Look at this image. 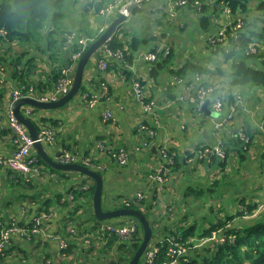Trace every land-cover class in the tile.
<instances>
[{
    "label": "crops",
    "instance_id": "0c3cea01",
    "mask_svg": "<svg viewBox=\"0 0 264 264\" xmlns=\"http://www.w3.org/2000/svg\"><path fill=\"white\" fill-rule=\"evenodd\" d=\"M88 1L68 0L64 10V25L60 28L65 31L76 30L78 34L87 36L99 32L106 18L95 14ZM168 1L148 0L138 3L137 6L142 10L127 18L133 17L131 20L136 28L130 27L128 35L121 34L116 38L129 41L140 35L139 30L148 38L153 35L148 31L156 24L159 28L154 34L159 37L162 33L166 35L162 42L157 40L151 41L152 45H142L133 52L132 62L126 63L100 49L86 65L79 93L66 105L39 109L23 104L21 111L32 119L40 131L53 129L51 142L45 143L52 156L57 158L62 152H71L80 160L93 158L101 161L105 168V202H109L112 208L125 198L134 197L137 191H144L146 201L149 204L153 202L151 216L160 219L167 217L168 211H176L175 216L182 212L186 214L185 220L179 222L180 218L174 220L173 216L167 226L174 230L181 225H194L198 237L210 225L209 221H203L201 226L207 227L197 233L198 220L204 219L208 212L218 209L215 221L222 220L224 215L234 216L228 220L227 226L245 224L250 221L244 220L245 217L242 219L239 213L245 206L258 205L261 201L264 192V89L254 85L232 84L228 76L232 70L231 61L226 62L225 54L218 49L219 46L233 47L229 37L222 44L214 43L212 38L218 34H215L217 27L213 30L198 29V14L189 7L179 8L172 19L166 10ZM256 1L250 0L249 4L253 5ZM152 9L160 14L157 20L150 18ZM250 16L256 17L258 13L250 12ZM223 20L231 19L229 16L223 17ZM143 22L147 23V31L141 26ZM177 28H182L181 31L185 30L187 34L192 32L189 34L192 39L200 40L201 44L196 49L199 53L198 63L211 70L221 67L225 69V74L205 73L200 75L198 81L194 78L190 83L188 79L179 83L174 80L176 75L173 71L185 61L174 55L176 43L182 45L186 42L179 36L181 32ZM171 33L176 35L175 44L172 42L174 39L167 38ZM254 39V43L264 48V37L255 36ZM165 40L172 48L173 55L167 64H163L166 66L159 70L153 69L154 63L147 62L141 53L154 48L161 50L167 45ZM0 50V155L9 156L18 146L17 137L8 121V111L14 106L11 105L12 89L29 84L33 86L35 96L53 93L59 68L67 67L71 62L72 46L68 40L64 42L62 39L51 49L48 43L24 49L14 42L12 45H1ZM26 50L29 53L24 63L14 65L11 60ZM32 57L33 61L28 65L27 59ZM104 61L107 63L105 68L101 64ZM136 79L143 83L148 98L154 102V113L149 115L148 121H154L157 129L156 137L151 140V148L143 151L136 150L145 135L139 129L140 122L145 120V113L136 96ZM204 81L210 84L207 86L217 87V92L216 88L214 91L216 94L208 98V108L213 114L206 110L199 111L193 102L187 100L200 85H204ZM229 92L234 98L240 95L243 104L230 120L227 129L220 133L222 140L229 142L228 157L224 162L219 158L210 162L209 158H203L195 152L200 147L218 143L214 123L228 116L230 107L227 99L220 110H216L213 103L216 97ZM182 95L185 99L180 98ZM108 111L112 112L110 118H106ZM244 127L251 128L254 133L246 151L240 150L237 143V135H241L239 130ZM100 145L106 150L124 147L130 153L128 164L118 165L112 161L102 152ZM164 145L179 156L181 166L173 172L170 167L163 182L149 181V175L164 161L160 152ZM189 152L195 155L189 158ZM42 167V173L27 176L0 165V220L30 225L36 217L43 216L41 231L31 238L19 234L11 236L0 264H108L116 260L120 242L109 247L108 239L102 238L103 231L98 229L93 197L89 192L76 193V190L91 186L93 181L80 172L54 171L45 164ZM215 176L220 178L217 177L219 179L212 184ZM157 188H161L159 194ZM205 189L213 192V202H210L213 205L208 209L205 200L195 195V192H199V196H202ZM71 194L74 198L70 197ZM221 199H225L222 200V208ZM129 221L126 217L114 220L119 223ZM158 226L155 227L152 245L164 237L165 228ZM60 239L71 245V252L62 251ZM199 240L195 236L190 238V242ZM98 250H101L100 256L96 257ZM191 251V254L195 252Z\"/></svg>",
    "mask_w": 264,
    "mask_h": 264
},
{
    "label": "trees",
    "instance_id": "16d2710c",
    "mask_svg": "<svg viewBox=\"0 0 264 264\" xmlns=\"http://www.w3.org/2000/svg\"><path fill=\"white\" fill-rule=\"evenodd\" d=\"M67 1L68 0H0V44L9 42L12 45L14 42H16L22 45L24 49H29L31 46L41 47L48 43L49 49H51L52 46H55L57 42L59 43L62 39L64 42H66L68 39L67 33L72 31H65V29H61L60 26L64 25V10ZM110 1L113 0H102L99 3V6ZM249 2L250 0H185V4L180 8L189 7L198 14V29L213 30L214 27H217L215 34L218 33V28H220L223 24V22L217 21V17H220L222 10L228 9L229 12L227 14L230 16L231 25L227 28L226 32L233 47H218V49L222 50L225 54L226 62L231 61L230 67L232 70L228 72V76L231 78L232 84L241 86L254 85L264 89V48H260L258 46L255 51L248 52V49L252 47V44H256L254 43L256 42L254 39L255 36L264 37V0H257L253 5L249 4ZM88 5H92V3L88 2ZM86 8L88 9V6ZM129 9L132 15L142 10V8L138 7L137 5L129 6ZM250 12H256L258 13V16L252 18L250 16ZM238 20H242L243 22L242 27L238 28L237 30V33L240 34L239 48L236 47L237 39L232 34V26L236 25ZM245 28L248 29L245 31ZM94 34L95 33H90L88 36H92ZM98 34L99 33L97 32L94 36L97 37ZM56 35H59V37ZM157 40V38L152 36L149 38H141L136 36L126 42L115 39L111 42L110 48L114 51L121 50L123 52V63H126L127 61L132 62L133 52L135 50L141 47L142 44ZM219 44H222V42L218 41L217 45ZM71 46H73L75 49L79 48L78 43H74ZM171 50L172 48L169 49L167 54H165L163 49L159 50V48H154L151 50L158 53V60L152 62L154 63L153 69L157 70L158 68L166 66L163 64H167L169 59L172 57L173 51ZM27 53H29L28 50L18 53L16 57L11 60V62L14 65L16 63V66L18 63L23 64L26 56L28 55ZM27 61L28 65L31 64L33 57L29 60L27 59ZM60 69L61 67L59 68L58 74H60ZM173 72L176 75L175 77H180L182 80L188 79L187 82L190 83L194 80L197 74H215V72H218L219 75H222L225 74V69L219 67L215 70H211L209 67L202 66L200 63H198L197 57L191 54L185 59V61L182 63V66ZM203 84L205 86L210 85L209 83H206V81H204ZM215 88L217 92V87ZM214 91L212 94H216ZM226 99L229 101L234 99V96L231 92L226 94ZM199 111L203 112V109L201 108ZM145 122L155 125L154 121L146 120ZM241 129L243 130V135ZM241 129L239 130L241 135H237V143L240 146V150L246 151L247 146H249L250 141L253 139L254 133L251 128L248 129L247 127H244ZM155 137L156 135L154 137H150V140ZM230 140L233 141V139ZM205 147L213 148L212 146H203L199 149H204ZM229 147L228 140H223L221 143V148L226 152V158L229 154ZM169 153L170 155H174L173 162L169 165V168L172 167L171 170L173 172L179 168V166H181L179 162L180 159L176 153L173 154L171 148H169ZM188 154L189 158L195 155L190 152ZM38 157L42 163L48 165L40 158V156ZM217 158L220 159L217 153L209 155L210 162ZM225 159L220 160L224 162ZM112 161L114 160L112 159ZM80 162L84 163V161L81 160ZM100 162L101 161L92 159L91 163L93 165H89V167L99 171L103 175L105 168L98 167V165L101 164ZM50 168L54 171L65 172L56 170L52 167ZM168 172L169 170L167 169L166 173ZM218 179L219 178L213 179L212 184ZM93 184L91 186L89 185V187H84L81 190H76V193L79 194L89 192L90 196L93 197ZM209 187L212 188L213 186ZM117 205V207H132L143 211L150 219L154 233H156L155 227L158 225H160L158 227L165 228V231L163 232L164 237L161 241H157L159 250L156 252L154 260L155 262L153 264H161L171 258L169 254V248L173 245L172 242L175 240L189 246H194L195 242H190V238L194 236L196 237V227L194 225H181L174 230L170 229L167 224H164L165 217L157 219L155 215L151 216L153 202L149 204L145 197L142 199L138 197L134 199L127 198L126 201H122ZM256 207L257 205L245 206V208H247L248 212L250 213L253 212ZM179 210L181 209L179 208ZM168 213L169 214L167 217L173 218L176 211H168ZM239 215L244 217L245 212L241 211ZM179 218H183V220H185L186 214L184 215L182 212H180L179 214H176L174 220H178ZM233 218L234 216H230L217 222H210L208 228H206L198 236L199 238L210 237L214 232L224 229L227 235L224 241L216 243L215 245H208L209 243L205 244L206 246L204 247H206V249L203 250H199L201 246L197 248L193 247V249H190V251L194 250L195 252L191 254L192 251H189L188 254L181 256L179 258L178 264H264V212L262 211V213L255 216L254 218L246 219V221L253 220V222H247L245 224L241 223V226H236L230 229L227 226L228 220H232ZM96 221L98 223V229H100L101 224L104 222L112 224H126L124 222L119 223L97 219ZM133 221H136L139 224L140 231L134 233V235L127 241L118 238L114 234H109L108 232L101 233L102 238L106 240L108 239L109 247H112L118 241L120 242V246L118 248L119 256L116 259L117 264H126V262L133 256L142 240V226L137 219ZM33 223L34 222H32L30 226H32ZM71 250L72 247L68 244V247L62 251L69 253ZM109 263L112 264V261Z\"/></svg>",
    "mask_w": 264,
    "mask_h": 264
},
{
    "label": "built area",
    "instance_id": "2783aa9c",
    "mask_svg": "<svg viewBox=\"0 0 264 264\" xmlns=\"http://www.w3.org/2000/svg\"><path fill=\"white\" fill-rule=\"evenodd\" d=\"M102 0H89L88 2H91L92 5H90V9L95 12L98 16H103L106 18L104 23H102L100 29H99V34L98 36L105 31V29L108 27L110 24V21L114 16H118L120 12H125L127 13L128 17H131V12L129 9V6H135L138 3H142L144 1L148 0H139V1H133V0H113L110 2L105 3L104 5L99 6V3ZM185 4V0H169L166 10H168L172 16V19L177 14V10L182 7ZM97 8V10H96ZM226 12V13H225ZM229 12L228 9L222 10V13H220V17H218L217 21L223 22V24L220 27V30L218 31V34L215 35L212 38V41L214 43H217L218 41L225 42L226 37L228 36L227 34V28L231 25L230 20L224 21L223 17L226 16L228 17L229 15L227 14ZM243 22L242 20H238L237 24L232 26V31L233 35L237 39L236 47H240V41H239V36L240 34L237 33L238 28L242 27ZM118 28H122V25L120 24ZM118 30V29H117ZM72 32L67 33V40L71 45L74 43H78L79 48L75 49L72 46V53H71V62L67 67H62L60 69V74L58 77V82L55 87V90L51 94H40V96H35L33 94L34 88L32 85L29 84H21L18 87H15L11 91L12 95V103L13 104L20 98L22 97H36L39 98V100L42 101H57L60 97L65 95L66 93L69 92L70 88L73 85L74 81V73L76 69L77 62L83 52L88 48L90 43L94 41L97 37L96 36H87L83 34H78L76 30H71ZM121 33H115L114 35L110 36L107 41L104 43L102 46L103 50L108 54V55H114L116 56L121 62L124 61V55L121 50L114 51L110 48V44L112 41H114ZM9 43V42H7ZM6 43H2L1 45H4ZM258 45L257 44H252V47L248 49L249 51H255L257 49ZM170 47L166 46L163 47V50L165 54L169 52ZM1 51V50H0ZM143 58L147 62H153L158 60V53L155 51H145L141 53ZM105 62V61H104ZM101 63L102 66L105 68L107 66V63ZM201 78L199 74L196 75L195 80L198 81ZM174 80L181 82L182 78L179 79V77H175ZM173 83V82H172ZM134 88L136 92L137 99L142 105L143 111L145 113V120L140 122L139 124V129L142 131L145 135L143 140L136 146L137 151H143L145 149H150L152 146V142L150 140V137H154L156 135V128L154 127L155 125H151L150 123H146L145 121L148 120L149 115L153 114L154 110V102L148 98V95L146 94L145 87L143 83L136 79L134 81ZM214 91V87L212 86H205V85H200L198 88L197 92L194 94H191L189 98L187 99L190 102H193L198 110H201L202 105L205 103V101L209 100L208 98L212 95ZM181 99H185V97L182 95L180 97ZM226 102V94H222L218 97L215 98L213 106L216 110H220ZM243 104V99L241 98L240 95L236 96V98L232 99L229 101L228 106L230 107V113L228 116L222 118L221 120H218L214 123L215 126V132L216 136L218 137V143L213 145V148L205 147L204 149H199L196 154L199 153V156L201 155L203 158L207 159L209 158L210 154L217 153V155L220 157V159H225L226 158V152L221 148V143H222V138L220 137V133L223 130L227 129L228 124L230 123V120L234 117V115L238 112L239 107ZM112 116V112L108 111L106 113V118H110ZM8 121L10 126L12 127L13 132L15 133L17 140H18V146L14 150V152L9 155V156H3L0 155V165H5L12 171L20 172L25 175H36L42 173L43 169V164L36 152L34 153L33 151V143L34 139L29 133L27 127L25 126L24 123L19 121V119L16 117L13 108L11 107L10 110L8 111ZM243 130L241 129V132ZM54 135V131L51 128L44 129L40 132L41 139L44 141V143L51 142L52 138ZM243 135V132H242ZM100 149H102V152L106 153L111 159H113L118 165H126L128 164L130 160V153L122 146L106 150L103 145L99 146ZM161 155L164 158V161L159 165V167L149 175L148 179L149 181H159L163 182L166 180V170H169V165L173 162V155H170L169 153V148L168 146H163L161 148ZM93 158H88V159H81V161H84L83 164L89 166L93 165L92 162ZM58 160L64 163L68 162H79L80 159L74 155L71 152H62L58 156ZM99 168H104L103 165H98ZM219 176H215L217 178ZM220 178V177H219ZM159 189L161 192V188H157L156 192L159 194ZM71 198H74V195H70ZM144 198L145 193L143 191H137L134 198ZM127 198H125L123 201H126ZM171 210V208H170ZM245 213L248 212L247 208L244 210L242 209ZM264 211V192L260 201V204L257 205L256 209L253 210V212L245 214V219H251L257 216L259 212ZM243 217V218H244ZM42 218L43 216L36 217L34 219V223L32 226L26 225V224H20L16 221H10L8 223H5L0 220V262L1 258L5 253L7 244L10 241V238L13 234H19L21 236L31 238L34 234L38 233L41 231V224H42ZM100 230L103 232H108L109 234H114L118 238L123 239V240H128L130 239L134 233H137L140 231L139 224L136 221H131L126 224H112V223H107L104 222L101 224ZM214 232L212 236L206 237L205 239L200 240V245L195 244L194 246H201L204 244H208V242H216L218 241L219 238H217V233ZM162 240V239H161ZM172 246L169 248L170 249V256L171 258L161 264H178L179 258L181 256H184L188 254V251L190 249H193L194 246H189L184 243H180L178 241H173ZM198 246V247H199ZM68 247V242L64 239H60V248L63 250ZM159 250V245L157 243H154L153 245H150V248L146 251L142 263L141 264H153L155 261V255L156 252ZM188 259V258H186Z\"/></svg>",
    "mask_w": 264,
    "mask_h": 264
},
{
    "label": "water",
    "instance_id": "95a60500",
    "mask_svg": "<svg viewBox=\"0 0 264 264\" xmlns=\"http://www.w3.org/2000/svg\"><path fill=\"white\" fill-rule=\"evenodd\" d=\"M127 18V13L120 12L119 15L111 21L105 31L90 43L88 48L83 52L77 62L73 85L68 93L60 97L57 101H42L36 97H22L14 103L13 111L19 121L24 123L27 127L29 133L34 139V151L46 164L49 165L48 167H52L56 170L65 172H80L89 179L93 180V210L97 220L114 221L116 219L126 217L137 219L140 222L143 229L142 240L133 256L127 261V264H140L141 258L143 259L146 251L150 248L151 242H153L155 236L150 219L143 211L132 207H116L105 209L103 207L106 182L105 177L99 171L83 164L80 161L64 163L59 161L58 157L56 158L52 156L47 151L46 145L41 139L40 129H38V127L34 124L29 116L25 115L21 111V106L23 104H28L31 106V108L54 109L62 107L66 105L70 100H72L79 93L82 87L84 72L89 59L100 49L103 50L102 46L104 45V43L110 36L114 35L117 32L118 26L123 22H126ZM208 104L209 100L205 101V103L202 105V109L206 110L209 114H213L214 112L209 110ZM153 149H156V147H153ZM112 264H116V261H112Z\"/></svg>",
    "mask_w": 264,
    "mask_h": 264
},
{
    "label": "rangeland",
    "instance_id": "374dc122",
    "mask_svg": "<svg viewBox=\"0 0 264 264\" xmlns=\"http://www.w3.org/2000/svg\"><path fill=\"white\" fill-rule=\"evenodd\" d=\"M152 12L153 13H151V20H157L158 18H159V13L157 12V10H154V9H152ZM218 18V17H217ZM131 19H133V17L132 18H130V19H128L126 22H123L121 25H122V28H118V30H117V33H121V34H125V35H128L129 34V28L130 27H133L134 29L136 28V25L132 22V20ZM196 25H197V27H198V17H197V21H196ZM141 26H143V28L146 30V28H147V23L146 22H143V23H141ZM152 26V25H151ZM159 28V26L158 25H156V24H154V26L148 31L149 33H153V35H152V37H154V38H157L158 40H160L161 42H162V40L166 37V35H164V33H162L161 34V36L159 37L157 34H154V33H157V30H158V28ZM139 28L137 27V30H138ZM181 29L182 28H177V30H179L181 33H179V36L180 37H182L183 39H186V42L185 43H183L182 45H179L178 44V42L176 43V48H175V56H176V54H177V56L176 57H178V58H180V59H186V58H188L191 54H193V55H195L196 57H197V59H199V53L197 52V48L199 47V45L201 44V42H200V40H197V39H192V36H190L189 34H191V33H185V30L184 31H181ZM176 30V31H177ZM220 30V28H218V31ZM147 31V30H146ZM139 33H140V35H138L139 37H141V38H144V36L142 35V32L139 30ZM155 35V36H154ZM169 37H167V38H171V39H174V37L176 36L175 34H173V33H171V34H169L168 35ZM149 38V37H148ZM151 39V38H150ZM152 40V39H151ZM179 41H180V38L178 39ZM177 40V41H178ZM166 42H167V40H165ZM172 42H173V44H175V42H176V40L174 39V40H172ZM144 47H146L147 45H152V43L151 42H147V43H145V44H142ZM189 45H191L190 47H188ZM166 46H169V43L167 42V45ZM161 49H163V48H161ZM198 55V56H197ZM174 62V61H173ZM160 68H158V70H159ZM212 193L213 192H211V191H208L207 189H205V191L202 193V196H199V192H195V195H196V197H199V198H201V199H204L205 200V206L207 207V209L209 208V207H211V205H213V203L211 204L210 202H213L212 201ZM217 198V194L215 195V199ZM222 200H225V199H221V204H220V206L221 205H224L223 204V202H222ZM257 204H260V201L257 203ZM103 207L105 208V209H109V208H112L113 206H111L110 204H109V202H105V196H104V198H103ZM117 207V206H116ZM116 207H114V208H116ZM214 207V206H213ZM221 208H222V206H221ZM243 208V207H242ZM215 209V208H214ZM245 209V207L243 208V210ZM168 210V209H167ZM217 210L218 209H215L214 211H216V212H208V214L207 215H205L204 216V219H199L198 220V222H199V225H198V227H197V233L198 232H200V231H202L203 229H205L207 226H201L202 225V223H203V221H209V222H217V221H215V218H216V216H215V214L217 213ZM248 213H250V212H247V213H245V214H248ZM165 217V216H164ZM227 216H223V219H225ZM172 219L173 218H168V217H165V220H164V224H167V225H169L171 222H172ZM242 219H244V218H242ZM129 222H131L132 220H135V219H132V218H129ZM182 220H183V218H180V220H179V222H182ZM244 220H246V219H244ZM161 221V220H160ZM159 221V222H160ZM250 222H253V220H250ZM247 223V222H246ZM209 224V223H208ZM241 223H239V224H235V225H229L228 227H230V229L231 228H234V227H236V226H241L240 225ZM223 230V229H222ZM224 231V232H223ZM223 231H220L219 233H217V238H219L218 239V241H216V242H214V243H212V242H208L209 244L208 245H215L216 243H220L221 241H224L225 239H226V237H227V235H226V231L225 230H223ZM196 239H205L206 237H204V238H199V237H195ZM195 244H199L200 245V240L199 241H195ZM194 244V245H195ZM199 245H197V246H194L195 248H197ZM203 246V247H202ZM204 246H206L205 244L204 245H201V248L199 249V250H203V249H206V247H204ZM100 251L101 250H98V255L96 256V257H98V256H100ZM210 254H211V252H210ZM142 258H141V260H140V264L142 263ZM113 261H116V260H113ZM104 264V263H103ZM108 264H110V263H108ZM117 264V263H116ZM126 264H127V262H126Z\"/></svg>",
    "mask_w": 264,
    "mask_h": 264
}]
</instances>
